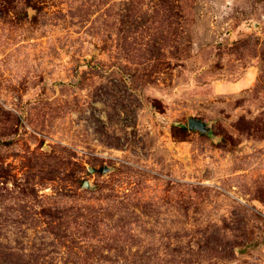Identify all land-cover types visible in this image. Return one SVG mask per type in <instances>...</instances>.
Masks as SVG:
<instances>
[{"label": "rangeland", "instance_id": "374dc122", "mask_svg": "<svg viewBox=\"0 0 264 264\" xmlns=\"http://www.w3.org/2000/svg\"><path fill=\"white\" fill-rule=\"evenodd\" d=\"M0 264H264V0H0Z\"/></svg>", "mask_w": 264, "mask_h": 264}, {"label": "water", "instance_id": "95a60500", "mask_svg": "<svg viewBox=\"0 0 264 264\" xmlns=\"http://www.w3.org/2000/svg\"><path fill=\"white\" fill-rule=\"evenodd\" d=\"M189 127L203 129L205 127V123L199 119L192 118L189 120Z\"/></svg>", "mask_w": 264, "mask_h": 264}]
</instances>
